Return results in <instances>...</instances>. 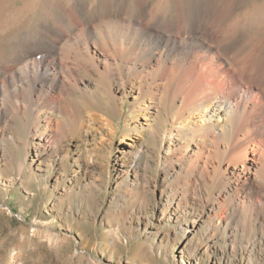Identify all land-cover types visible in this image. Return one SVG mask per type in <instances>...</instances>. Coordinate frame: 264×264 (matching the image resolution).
I'll list each match as a JSON object with an SVG mask.
<instances>
[{
  "label": "rangeland",
  "instance_id": "obj_1",
  "mask_svg": "<svg viewBox=\"0 0 264 264\" xmlns=\"http://www.w3.org/2000/svg\"><path fill=\"white\" fill-rule=\"evenodd\" d=\"M193 9L207 13L217 36L237 29L247 51L264 53V0H0V61L12 67L21 38L65 13L78 35L81 14L146 15L144 23L157 15L179 28ZM82 77L78 87L91 91ZM114 88L120 93L109 103L97 94L85 104L114 117L112 135L83 132L75 109L69 122H52L38 149L31 106L0 91V264H264V192L251 195L230 181L226 162L215 171L185 162L162 174L157 130L143 126L119 141L133 100L120 109L123 92ZM144 99L157 105L159 129L168 128L170 97Z\"/></svg>",
  "mask_w": 264,
  "mask_h": 264
},
{
  "label": "bare ground",
  "instance_id": "obj_2",
  "mask_svg": "<svg viewBox=\"0 0 264 264\" xmlns=\"http://www.w3.org/2000/svg\"><path fill=\"white\" fill-rule=\"evenodd\" d=\"M108 13L81 14V36L72 33L79 24L65 13L67 19L58 17L42 24L36 35L21 38L25 46L15 52L12 67L0 61V91L21 95V107L32 108L33 148L49 135L53 121L69 122L75 109L83 114V132L106 128L112 135L116 125L107 108L108 113H97L85 104L97 94L101 104L109 103L120 93L116 85L123 92L116 97L120 109L127 96L133 100V115L120 126L119 141L127 143L143 126L157 130L162 174L185 162H197L201 169L213 165V171L226 162L232 166L230 181L251 195L264 192V53L247 51L237 29L217 36L207 13L194 9L179 28L157 15L144 23L146 15L127 20ZM82 75L90 78L91 86L84 87L91 91L78 87ZM145 97L154 102L170 97L168 128L159 129L157 105ZM254 165L258 177L250 179Z\"/></svg>",
  "mask_w": 264,
  "mask_h": 264
}]
</instances>
